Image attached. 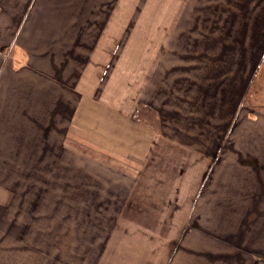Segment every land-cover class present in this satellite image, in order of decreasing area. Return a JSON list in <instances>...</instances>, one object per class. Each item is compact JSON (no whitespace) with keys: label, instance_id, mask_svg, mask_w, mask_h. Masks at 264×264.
Returning <instances> with one entry per match:
<instances>
[{"label":"crops","instance_id":"0c3cea01","mask_svg":"<svg viewBox=\"0 0 264 264\" xmlns=\"http://www.w3.org/2000/svg\"><path fill=\"white\" fill-rule=\"evenodd\" d=\"M71 3L0 0V262L28 244L72 246L65 264H264V109L230 79L243 26L173 81L166 43Z\"/></svg>","mask_w":264,"mask_h":264},{"label":"rangeland","instance_id":"374dc122","mask_svg":"<svg viewBox=\"0 0 264 264\" xmlns=\"http://www.w3.org/2000/svg\"><path fill=\"white\" fill-rule=\"evenodd\" d=\"M71 1L73 11L77 10L78 6L81 14H84V11L87 13L92 6L91 9L96 11L93 14L112 15L113 22L118 24L119 32L125 29L126 34L131 32L134 37H141L143 31H148L151 34L152 49L159 46V42L166 43L168 52L166 68L170 73L169 78L173 81L174 74L188 71L184 67L191 68L195 63L202 67V64L209 59L208 51L204 46L212 47L214 43V40L208 37H213V34L219 35L224 26L226 31L227 23L224 20L227 21L229 17L236 18L237 21L231 24L232 31L239 30L243 26L242 41L238 44L232 40V43L234 47L244 46L245 52L236 51L229 56L230 79L232 84L236 78L240 80L241 85L245 84L243 80L247 82L246 106L251 119L256 117V111L264 109V14L260 16L261 10L253 14L257 9L253 6H245L246 0H242L241 4L238 0ZM59 8L62 9L61 6L48 9L40 7L39 12L50 11L49 13L56 14ZM262 11L264 12V8ZM6 17H11L10 13L7 12ZM238 19L244 20L245 23L239 22ZM134 41L138 43L137 38ZM153 57L155 56L152 55ZM157 58L158 55H156ZM227 77L228 71L224 70V74L218 76L215 81L220 82L225 78L227 80ZM241 90L242 87L232 86L233 98H235L234 94L237 95ZM152 117L154 119L153 115ZM59 206L62 208L61 203ZM56 210L62 209L56 206ZM20 227L24 229V234L26 233L22 236L29 239L30 224L25 222ZM26 229L28 230L25 232ZM9 238L15 239L14 236ZM70 248L75 249L72 246L51 248L50 250H54L53 253H55L52 255L43 246H28V244L21 248L8 246L5 264H65L60 259L61 251L66 252ZM0 264L4 263L0 262Z\"/></svg>","mask_w":264,"mask_h":264}]
</instances>
